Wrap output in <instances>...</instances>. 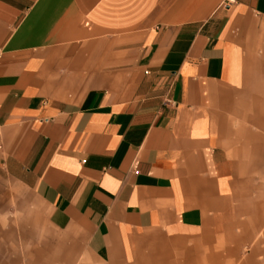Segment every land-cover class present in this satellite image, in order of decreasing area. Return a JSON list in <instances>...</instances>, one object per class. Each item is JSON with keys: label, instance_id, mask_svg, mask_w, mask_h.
I'll return each mask as SVG.
<instances>
[{"label": "crops", "instance_id": "0c3cea01", "mask_svg": "<svg viewBox=\"0 0 264 264\" xmlns=\"http://www.w3.org/2000/svg\"><path fill=\"white\" fill-rule=\"evenodd\" d=\"M0 264H264V0H0Z\"/></svg>", "mask_w": 264, "mask_h": 264}]
</instances>
